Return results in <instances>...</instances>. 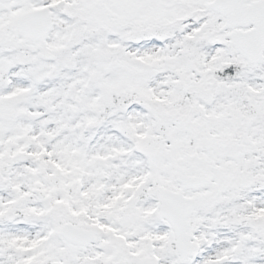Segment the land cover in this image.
<instances>
[{"label":"snow or ice","instance_id":"snow-or-ice-1","mask_svg":"<svg viewBox=\"0 0 264 264\" xmlns=\"http://www.w3.org/2000/svg\"><path fill=\"white\" fill-rule=\"evenodd\" d=\"M0 264H264V0H0Z\"/></svg>","mask_w":264,"mask_h":264}]
</instances>
